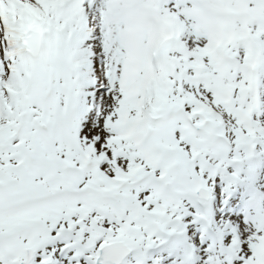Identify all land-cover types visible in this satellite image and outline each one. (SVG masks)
I'll return each mask as SVG.
<instances>
[{"label": "snow or ice", "instance_id": "obj_1", "mask_svg": "<svg viewBox=\"0 0 264 264\" xmlns=\"http://www.w3.org/2000/svg\"><path fill=\"white\" fill-rule=\"evenodd\" d=\"M0 264H264V0H0Z\"/></svg>", "mask_w": 264, "mask_h": 264}]
</instances>
